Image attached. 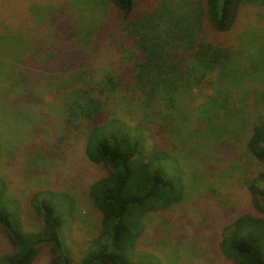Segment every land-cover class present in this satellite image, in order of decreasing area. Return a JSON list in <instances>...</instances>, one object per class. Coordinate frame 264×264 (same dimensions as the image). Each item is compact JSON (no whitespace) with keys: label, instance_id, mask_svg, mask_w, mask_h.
Here are the masks:
<instances>
[{"label":"rangeland","instance_id":"1","mask_svg":"<svg viewBox=\"0 0 264 264\" xmlns=\"http://www.w3.org/2000/svg\"><path fill=\"white\" fill-rule=\"evenodd\" d=\"M137 2L142 18L161 0ZM258 2L242 6L225 33L204 27L197 40L227 49L229 59L203 77L192 73L186 82L192 88L174 93V108H144L134 89L101 97L106 115L166 128V144L185 171L183 200L148 214L136 246L164 264H234L220 251L225 228L241 214L264 218L248 191L263 167L246 147L264 115V0ZM113 13L104 0H0V177L21 205L26 230L39 226L29 205L33 192L71 193L75 217L63 234L75 259L100 230L88 189L104 170L84 154L85 123H65L62 97L72 87L102 89L108 75L129 64L133 43ZM106 21L109 31L97 35ZM207 126L208 139H200ZM11 251L0 227V255ZM49 259L42 248L33 264Z\"/></svg>","mask_w":264,"mask_h":264},{"label":"trees","instance_id":"2","mask_svg":"<svg viewBox=\"0 0 264 264\" xmlns=\"http://www.w3.org/2000/svg\"><path fill=\"white\" fill-rule=\"evenodd\" d=\"M104 1L119 17L117 29L132 40L134 50L129 53V64L117 77L108 75L102 89L72 87L62 97L67 112L65 123L69 127L79 120L85 123L84 154L104 170L88 189L89 201L101 214L99 233L77 250L75 259L63 234L75 217L76 202L71 193L52 189L33 192L29 205L39 226L26 230L21 205L8 194L0 177V227L12 249L0 255V264H33L42 248L50 255L48 264H164L152 254L138 252L136 246L148 214L170 209L183 200L185 171L166 144V128L130 124L118 116L106 115L101 97L134 89L144 108H174V93L184 86L192 88L186 84L192 73L203 77L229 59L227 49L197 40L204 27L225 33L234 25L242 6L259 3L161 0L151 14L140 18L137 1L148 0ZM101 25L97 35L104 36L109 23ZM204 106L203 112L208 114V100ZM203 131L200 139L207 140L208 126ZM246 147L263 167L248 184V191L252 205L264 213V115L251 129ZM219 246L223 256L234 264H264V218L239 215L225 228Z\"/></svg>","mask_w":264,"mask_h":264}]
</instances>
